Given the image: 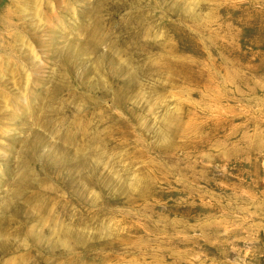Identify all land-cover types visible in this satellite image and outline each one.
Here are the masks:
<instances>
[{"label": "rangeland", "instance_id": "1", "mask_svg": "<svg viewBox=\"0 0 264 264\" xmlns=\"http://www.w3.org/2000/svg\"><path fill=\"white\" fill-rule=\"evenodd\" d=\"M0 264H264V0H0Z\"/></svg>", "mask_w": 264, "mask_h": 264}]
</instances>
